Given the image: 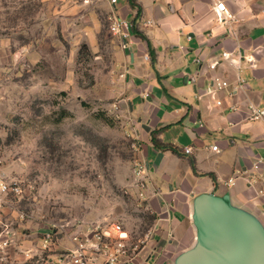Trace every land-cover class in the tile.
Masks as SVG:
<instances>
[{
  "label": "crops",
  "instance_id": "obj_1",
  "mask_svg": "<svg viewBox=\"0 0 264 264\" xmlns=\"http://www.w3.org/2000/svg\"><path fill=\"white\" fill-rule=\"evenodd\" d=\"M136 2V20L128 0L108 2L132 24L129 37H115L111 91L135 120L139 158L148 167L142 204L154 217L131 264H184L201 245L206 193L223 200L229 218L248 219L264 234V116L251 119L250 108L264 109V0ZM217 2L226 4L222 21ZM153 132L177 152L157 148ZM0 226V240L8 231L11 238L0 263L23 264L33 248L20 242L17 228ZM19 243L25 253L13 248Z\"/></svg>",
  "mask_w": 264,
  "mask_h": 264
},
{
  "label": "rangeland",
  "instance_id": "obj_2",
  "mask_svg": "<svg viewBox=\"0 0 264 264\" xmlns=\"http://www.w3.org/2000/svg\"><path fill=\"white\" fill-rule=\"evenodd\" d=\"M108 2L0 0V174L23 188L1 197L0 225L33 248L23 264H52L73 224L119 220L137 239L154 219L133 183L135 120L111 91Z\"/></svg>",
  "mask_w": 264,
  "mask_h": 264
},
{
  "label": "built area",
  "instance_id": "obj_3",
  "mask_svg": "<svg viewBox=\"0 0 264 264\" xmlns=\"http://www.w3.org/2000/svg\"><path fill=\"white\" fill-rule=\"evenodd\" d=\"M118 0H110L116 3ZM219 20H224L223 14L227 12L224 2H217L215 6ZM148 26L152 24L151 20L143 21ZM132 24L126 19L113 15L110 31L122 39L130 36ZM228 57L227 53L223 54ZM217 62L212 64L214 67ZM226 81L217 82L218 87H224ZM220 103V101H219ZM251 119H259L264 116V109L251 106ZM213 149L217 150L215 145ZM189 148L186 151L189 152ZM257 167V165H256ZM148 167L142 160H136L134 163V180L142 200L146 198V176ZM23 192L22 185L18 181H11L0 174V201L3 195L12 193L20 195ZM264 197V190L261 192ZM70 240L72 247L64 249L62 252L52 255V264H131L135 261L141 250L150 239L151 232L148 230L143 236L134 239L131 232L125 228L123 222L119 220H99L94 222H82L73 224L70 230ZM11 238L7 236L0 240V249L9 245ZM45 249L50 248L52 244V234L46 232L42 240ZM29 258H32L30 255Z\"/></svg>",
  "mask_w": 264,
  "mask_h": 264
},
{
  "label": "water",
  "instance_id": "obj_4",
  "mask_svg": "<svg viewBox=\"0 0 264 264\" xmlns=\"http://www.w3.org/2000/svg\"><path fill=\"white\" fill-rule=\"evenodd\" d=\"M199 216L201 245L184 264H264V234L248 219L229 218L219 196L204 194Z\"/></svg>",
  "mask_w": 264,
  "mask_h": 264
},
{
  "label": "trees",
  "instance_id": "obj_5",
  "mask_svg": "<svg viewBox=\"0 0 264 264\" xmlns=\"http://www.w3.org/2000/svg\"><path fill=\"white\" fill-rule=\"evenodd\" d=\"M129 3L131 4V6L133 8H136L137 9V14L135 16V20L139 17L140 15V11H141V6L136 2V0H128ZM133 31L134 33H136L139 37L143 38L144 39V36L142 33H140L138 30H136L135 28H133ZM152 141L154 143V145L157 147V148H160V149H163V150H172L173 152H177V149L170 145V144H164V143H161L158 139H157V133L156 132H153L152 133Z\"/></svg>",
  "mask_w": 264,
  "mask_h": 264
}]
</instances>
